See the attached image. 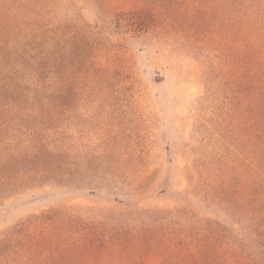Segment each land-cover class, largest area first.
Segmentation results:
<instances>
[{"label": "trees", "instance_id": "trees-1", "mask_svg": "<svg viewBox=\"0 0 264 264\" xmlns=\"http://www.w3.org/2000/svg\"><path fill=\"white\" fill-rule=\"evenodd\" d=\"M118 1L131 18L172 21L192 47L214 53L207 91L224 129L246 142L248 177L234 191L218 169L209 194L240 219L56 206L0 232V264H264V0ZM40 2H0V199L47 184L93 192L123 178L104 168L115 154L78 146L71 131L75 103L89 93L87 76L70 69L90 61L98 27L45 21Z\"/></svg>", "mask_w": 264, "mask_h": 264}, {"label": "rangeland", "instance_id": "rangeland-1", "mask_svg": "<svg viewBox=\"0 0 264 264\" xmlns=\"http://www.w3.org/2000/svg\"><path fill=\"white\" fill-rule=\"evenodd\" d=\"M4 1L15 6V0ZM40 3L45 21L79 17L98 27L90 61L70 69L87 76L89 93L86 102L75 103L71 131L78 146L85 142L94 150L97 144L106 147V156L115 154V166L104 168L119 167L123 178L119 186L93 192L54 184L16 191L0 199V232L30 215L71 205L91 214L183 208L225 224L240 219L209 194L218 169L234 191L248 177L246 142L224 129L207 91L214 53L192 47L172 21L160 26L151 17L131 18L118 0Z\"/></svg>", "mask_w": 264, "mask_h": 264}]
</instances>
